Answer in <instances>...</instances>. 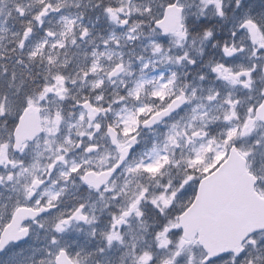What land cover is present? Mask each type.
Segmentation results:
<instances>
[{"label": "snow or ice", "instance_id": "snow-or-ice-1", "mask_svg": "<svg viewBox=\"0 0 264 264\" xmlns=\"http://www.w3.org/2000/svg\"><path fill=\"white\" fill-rule=\"evenodd\" d=\"M0 264H264V0H0Z\"/></svg>", "mask_w": 264, "mask_h": 264}]
</instances>
